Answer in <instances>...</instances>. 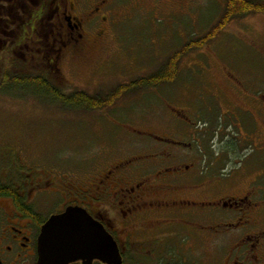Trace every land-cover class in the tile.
Listing matches in <instances>:
<instances>
[{
	"label": "rangeland",
	"instance_id": "1",
	"mask_svg": "<svg viewBox=\"0 0 264 264\" xmlns=\"http://www.w3.org/2000/svg\"><path fill=\"white\" fill-rule=\"evenodd\" d=\"M37 1L2 0L3 23L39 10ZM248 1H258L264 9V0ZM93 2L83 0L72 13L82 21L89 44L83 51L73 47L62 57L59 88L65 94L106 98L122 87V96L101 110L86 112L0 93V170L1 164L9 169L8 158H21L27 166L60 167L86 181L97 164L121 158L141 155L138 163L153 165L155 159L148 152L166 145L169 138L186 140L195 127L196 139L211 141L209 149L194 143L198 158L173 154L172 163L196 170L197 175L188 173L185 183L189 188L205 185L204 204L178 202L174 214L191 220V213L202 218L198 211L204 210L205 227L201 228V220L198 225L177 222L169 228L148 226L131 233L127 243L120 237L119 246L126 244L129 251L125 264H253L245 261L239 253L243 246L237 244L243 232H264V13L229 19L224 26L227 0H116L92 18L87 9L97 6ZM49 7L53 18L48 14L45 24L61 30L62 19L53 4ZM4 27L0 71H13L10 66L32 61L34 43L27 49L25 44L11 48L18 33ZM35 30L38 36L42 32L38 26ZM202 40L201 48L184 51ZM160 72H171L174 81L126 89ZM148 194L154 196L153 191ZM179 194L156 193L155 199H178ZM236 200L246 201L242 209L252 201L261 205L249 215L251 228L236 231L225 224L233 222L235 210L221 204Z\"/></svg>",
	"mask_w": 264,
	"mask_h": 264
},
{
	"label": "flooded vegetation",
	"instance_id": "2",
	"mask_svg": "<svg viewBox=\"0 0 264 264\" xmlns=\"http://www.w3.org/2000/svg\"><path fill=\"white\" fill-rule=\"evenodd\" d=\"M82 1L47 0L44 11L47 10L48 13L49 6L53 4L63 23L59 35L60 46L58 43L54 45L57 47L59 62L71 48L83 51V47L89 44L82 34V21L72 16L81 7ZM93 1L97 6L91 4L87 9L88 16L92 18L100 15L101 10L108 8L116 0ZM59 2L66 3L63 4L62 11ZM10 47H16V41L11 42ZM195 132L196 128L191 127L186 140L169 138L166 145L155 146L147 154L148 157H154L153 165L138 163L143 157L141 155L121 158L105 162L102 166L97 164L86 181L67 174L60 167L43 168L35 164L30 167L23 164L21 158H8L9 169L3 168L1 164L0 170V264H37V243L41 228L51 217L63 214L68 208L85 210L103 227L117 243L122 264H125L129 251L126 250V244L125 247L119 246L117 240L120 237H124V242L127 243L131 233L147 230L148 226L169 228L177 222L198 225L201 220V228H204L207 218L204 210L198 211L202 218L191 213V220L181 217V214H174L178 211L174 208L178 202L187 201L197 206L204 204L201 194L204 193L205 185L189 188L188 182L185 183L188 173L197 175L196 170L191 172L189 166L183 163H172L173 154L198 158L199 152L193 149L194 143H203L209 149L208 143L211 141H207L205 137L196 139ZM217 156L218 154L214 157ZM191 166L194 169L197 165ZM164 174L166 175L163 176ZM149 191H153L154 196L149 195ZM162 192H179L181 198L155 199L156 193ZM245 202L236 200L234 203L221 204L224 209L235 210L234 219L230 220L233 222L225 224L235 227L236 231L251 228L252 219L249 215L260 210L261 205L257 201L249 202L246 208H240L241 204L247 205ZM239 240L237 246H243L244 249L239 253H242L247 263L253 261V264H264V232H243ZM141 253L147 254L143 251ZM92 264L102 263L95 261Z\"/></svg>",
	"mask_w": 264,
	"mask_h": 264
},
{
	"label": "trees",
	"instance_id": "3",
	"mask_svg": "<svg viewBox=\"0 0 264 264\" xmlns=\"http://www.w3.org/2000/svg\"><path fill=\"white\" fill-rule=\"evenodd\" d=\"M38 4L40 6L39 10L35 12L26 11L19 21L16 19L15 22L10 21L8 23H3L2 18L0 17V34H2V36L7 33L4 24L11 29H16V33H18L16 47L20 48L25 44V48L27 49L28 43H34V48L31 49V53L33 52V54H30L32 61L30 62L26 59L25 62V65H32L30 66L31 68H28V66L26 67L24 64L22 67H17L14 64L10 66L13 68V71H10V68H4L0 71V93L19 99L29 96L31 98L39 99L51 106L54 105L61 108H68L70 111L93 112L101 110L110 104L112 105L118 97L122 96L121 94L124 92L122 87L106 98L99 96L90 97L83 92L65 94L61 87L59 88L62 78L59 67L60 62L58 51L57 47L54 45L58 43V46H60L59 35L61 34V31L60 29L58 30V28L54 31L52 28L50 29V24H45L46 18L44 17L49 14V16L53 18L51 9L48 13L47 10L44 11L48 4L47 0H39ZM43 11L46 14H44ZM260 13H264V9L258 4V1L227 0L223 13L224 17L222 25H227L229 19H242L251 14ZM45 25L48 26L46 27L48 30H42ZM37 26L42 30V32L40 31L39 36L35 30ZM219 29H222V27H219ZM46 31H48V33H45ZM212 33L214 34L211 37H214L216 33ZM33 36L39 37V40H35ZM209 39L210 37L207 40ZM203 43L204 40L197 42L195 45H188L185 47L184 51L192 48H201ZM35 55L39 56L38 58L40 61ZM178 57L179 55H177L175 59L169 61L166 68L167 70L173 68L172 63L176 62ZM21 69L24 73L19 72ZM172 81H174V78L171 77V72L169 74H162V72H160V75L155 74L147 80L142 79L136 81L130 84V88L128 87L126 89L129 91H136L150 86L157 87L161 85V83H169Z\"/></svg>",
	"mask_w": 264,
	"mask_h": 264
},
{
	"label": "water",
	"instance_id": "4",
	"mask_svg": "<svg viewBox=\"0 0 264 264\" xmlns=\"http://www.w3.org/2000/svg\"><path fill=\"white\" fill-rule=\"evenodd\" d=\"M37 253V264H122L117 243L80 208H68L43 225Z\"/></svg>",
	"mask_w": 264,
	"mask_h": 264
}]
</instances>
